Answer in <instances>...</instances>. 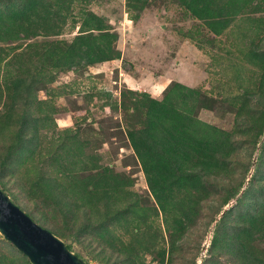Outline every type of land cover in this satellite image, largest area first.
<instances>
[{
	"label": "rangeland",
	"instance_id": "obj_1",
	"mask_svg": "<svg viewBox=\"0 0 264 264\" xmlns=\"http://www.w3.org/2000/svg\"><path fill=\"white\" fill-rule=\"evenodd\" d=\"M213 1V5L223 6L230 18L228 26L219 34L209 25L215 18L196 16L183 0H46L44 6L41 0L20 21L6 19L4 27L0 25V80L9 83L20 76V71L25 72V77L36 75L37 97L47 100L55 109L54 121L41 131L42 143L36 160L45 159L41 152L46 159L52 157L46 164L56 166L58 161L53 159L57 156L61 130L69 128L67 131L76 132L79 141L85 144L84 152L79 151L77 155L76 174L93 180L101 173H110L131 182L128 187L142 202L139 216L130 214L122 224L111 225L116 248L103 247L92 240L86 241L87 247L73 244V252L80 254L86 264H121L129 252L135 255L137 264H162L157 260L158 250L170 248L174 241L164 223L165 215L160 211L155 213L156 204L150 198L145 173L128 140V121L121 107L123 92L136 91V94L129 93L135 99L142 98V92L162 98L166 87L182 82L214 100L215 108L199 109L202 120L231 130L236 125L237 109L233 107H239L241 96L248 94L246 90L255 91L251 86L259 83L260 77L262 80V70L249 60L251 50L264 52V27L260 26L264 24V0ZM25 2L0 0V9L6 12L5 8L15 6L17 11H27ZM62 2L66 6L58 18L57 9ZM45 13L49 17H44ZM92 14L103 18L104 31L114 34L110 46L120 52L119 57L74 68L54 63L58 61L57 55L50 57L49 52H58L72 43ZM94 34L100 33L96 30ZM43 54L49 59L42 57ZM238 69L239 77H235ZM256 98L253 97V104ZM263 141L264 135L256 150L248 144L240 148L229 164L230 178L224 185H218L222 191L224 186L236 185L247 175L240 193L223 209V212L233 210L224 228L225 235L234 231L241 214L255 213L264 199V163L259 168L261 177L253 180ZM33 163L28 164L33 168ZM38 164L41 161L35 166ZM248 166L251 170L246 174ZM21 169V178L14 177L10 182L11 189L20 194V201H12L36 214L46 210L52 223L61 225V214L53 209V202L48 201L46 205L39 197L24 195V187L31 185L28 176H34L36 170ZM4 170L8 174L9 168ZM52 170L60 174L64 168ZM67 172L70 171L67 169ZM247 190L251 191L249 199L239 204L238 198ZM207 200L201 202L195 226L175 238L173 252L166 255L164 264L235 263L221 246L215 249L214 255L210 254L214 230L221 217L218 215L211 223L210 213L219 201ZM252 246L264 258V227L254 234ZM11 259L15 260L14 264L32 263L0 231V264H9Z\"/></svg>",
	"mask_w": 264,
	"mask_h": 264
},
{
	"label": "trees",
	"instance_id": "obj_2",
	"mask_svg": "<svg viewBox=\"0 0 264 264\" xmlns=\"http://www.w3.org/2000/svg\"><path fill=\"white\" fill-rule=\"evenodd\" d=\"M183 1L188 3L196 16L215 18L209 25L217 34L228 26V11L223 6L213 5V0ZM40 2L26 0L24 8L27 11H17L15 6H8L6 12L0 9V25L3 28L6 19L14 23L20 21L33 5L38 6ZM65 6L64 2L58 5L59 14L56 17L62 15ZM229 9L232 10V6ZM44 17H49V14L45 13ZM260 26L264 27V24ZM96 30L100 34H94ZM104 30L103 18L92 14L85 20L83 30L72 43L61 47L58 52H49V56L56 54L58 61L54 63L68 68L81 64L89 66L119 57L120 52L110 46L114 34ZM47 54L42 57L46 58ZM249 61L262 70V80L260 77L259 83L251 86L255 91L252 88L246 90L248 94L241 96L239 107L231 103L237 107L232 106L237 110L236 125L231 130L202 120L198 115L199 109L215 108L214 100L203 94L202 90L182 82H174L166 87L162 98L142 92V98L135 99L130 94H136V91L123 92L121 107L128 121V140L145 173L150 198L156 204L155 213L160 211L165 215L164 223L174 240L170 248L158 250L157 260L162 264L165 263L166 255L173 252L175 238L195 226L201 202L209 198L214 202L219 201L210 213L212 223L229 201L240 193L247 179V175H244L238 184H229L222 191L219 190L218 185H224V181L230 178L227 170L240 148L248 144L256 150L264 135V52L251 50ZM239 70L235 77H239ZM24 75L25 72L20 71V76L9 83L0 80V188L18 203L20 194L11 189L10 182L14 177L17 180L21 178V168H34L36 173L28 176L31 185L24 187V195L39 197L46 205H49L48 201L53 202V209L60 212L62 223H52L46 210H37L38 214L26 211L35 221L60 237L71 251L73 244L87 247L88 240L96 241L103 247L116 248L111 225L122 224L129 219L130 214L139 216L140 198L128 187L131 182L113 177L110 173H101L93 180L79 177L75 172L78 169L75 162L78 160L77 155H80L78 152H84L85 144L79 141L76 132L67 131L69 128L61 130V141L56 147L57 156L53 159L58 161L56 166L46 164L52 157L46 159L47 156L41 152L40 155L45 159L36 160V153L42 143L41 131L54 121L55 109L47 100L37 97L36 75ZM254 96H257L255 104ZM257 159L253 180L261 177L259 168L264 163V141ZM38 161L42 164L35 166ZM30 162H34L33 168L28 164ZM57 167H63L64 171L60 174L54 172L52 169ZM8 168L7 174L4 169ZM250 170L251 166H248L246 174ZM250 193V190L244 192L238 198L239 204L249 199ZM256 209L255 213L241 214L234 231L226 235L224 228L233 210L225 211L216 224L210 254L214 255L215 249L221 246L233 257L234 264H264V258L252 246L254 234L263 231L264 199ZM117 250L121 249L117 247ZM75 254L82 260L80 254ZM134 256L129 252L121 264H137ZM14 261L11 259L9 264H14Z\"/></svg>",
	"mask_w": 264,
	"mask_h": 264
},
{
	"label": "water",
	"instance_id": "obj_3",
	"mask_svg": "<svg viewBox=\"0 0 264 264\" xmlns=\"http://www.w3.org/2000/svg\"><path fill=\"white\" fill-rule=\"evenodd\" d=\"M0 231L33 264H86L60 237L35 221L1 188Z\"/></svg>",
	"mask_w": 264,
	"mask_h": 264
}]
</instances>
